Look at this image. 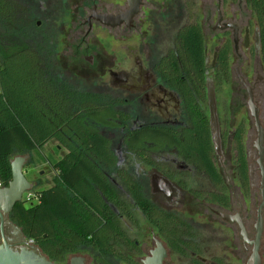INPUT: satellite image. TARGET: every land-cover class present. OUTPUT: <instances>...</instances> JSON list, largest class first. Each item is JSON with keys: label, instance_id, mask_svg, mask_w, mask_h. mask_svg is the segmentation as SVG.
I'll use <instances>...</instances> for the list:
<instances>
[{"label": "flooded vegetation", "instance_id": "af4514ba", "mask_svg": "<svg viewBox=\"0 0 264 264\" xmlns=\"http://www.w3.org/2000/svg\"><path fill=\"white\" fill-rule=\"evenodd\" d=\"M19 1L30 9L27 31H31L34 20L31 8L38 3L42 14L37 25L44 29L40 34L44 117L51 125L56 124L54 133L61 137H52L41 148L57 142V159L51 160L49 154L41 156L52 176L51 184L28 180L33 190H49L58 175L55 166L72 152L78 156L88 151L90 179L106 182L118 201L105 200L115 215L114 230L105 234V250L92 244L81 247L92 249V254L84 255L78 249L50 259L38 243L32 247H38L56 264H144L158 242L167 251L163 264H264V0H199L205 16L203 24L188 5L187 22L179 28L175 46L157 59L153 58L152 47L144 43L131 71L125 67L129 37L142 39L149 18H166L171 0L160 7L154 0H143L130 25L126 16L129 0ZM100 16L111 20L104 24ZM118 16H122L119 22L114 20ZM192 23L200 26L204 39L205 81L202 85L189 75L183 77L181 91L162 78L160 68L176 51L180 30ZM29 36L35 39L33 34ZM105 37L118 44L117 52L116 48L114 53L109 51ZM211 38L216 42L212 58L208 44ZM209 82L215 94L217 141L212 129ZM218 85L230 88V96L223 101L218 100ZM64 110V119L56 123L51 120V114L53 119H60L59 111ZM112 111L117 112L118 126L97 122V117L111 121ZM81 114L109 143H80ZM69 117L72 123L65 121ZM127 117L130 122L125 124L122 119ZM142 133H152L153 139L138 142L137 135ZM106 148L114 155L112 166ZM131 158L140 161L136 177L130 171ZM146 179L152 198L146 193ZM193 180L204 181L205 185L196 186ZM36 198L30 196L29 201L34 203ZM193 209L201 218L231 232L229 249H224L223 255L198 256L202 242L191 215ZM137 213L154 229L149 244L134 241L126 228V222L138 223ZM164 216L173 222L162 219ZM8 221L12 222L10 216ZM163 223L170 227L165 233ZM24 238L28 240L22 229L8 224L3 235L0 223V245L6 240L18 249ZM228 238L226 235L224 241ZM90 241L93 243V239ZM176 247L184 248V253ZM129 251L130 255L142 252L145 256L132 258L127 255ZM171 252L179 256L173 262L169 261Z\"/></svg>", "mask_w": 264, "mask_h": 264}, {"label": "trees", "instance_id": "16d2710c", "mask_svg": "<svg viewBox=\"0 0 264 264\" xmlns=\"http://www.w3.org/2000/svg\"><path fill=\"white\" fill-rule=\"evenodd\" d=\"M29 13L30 9L19 0H0V59L3 63L0 70V185L3 187L12 180L11 161L15 155L40 150L52 137L61 138L54 133L56 124L51 125L44 117L41 68L44 57L40 49L34 47L35 40L28 35ZM203 40L200 26L196 23L180 30L176 51L165 58L160 68L162 78L170 81L174 88L183 91V77L188 75L204 85ZM59 112H62L60 119H53L50 115L55 123L65 118V110ZM116 115L117 112L112 111L111 121L97 117V122L118 126ZM79 119L80 143H109L87 124L86 117L81 114ZM122 120L125 124L130 122L129 117ZM65 121L72 123L70 117ZM152 139V133L137 135L138 142H150ZM104 151L109 155L110 166L114 165L115 158L110 148ZM95 154L99 157L100 152ZM89 156L88 151L80 152L78 156L72 152L55 166L58 168L55 186L38 191L37 203L27 199L18 202L10 214L11 221L23 230L28 239H34L50 259H59L65 253L92 244L96 249L105 250L104 242L108 238L105 234L114 230L112 218L115 215L105 200L111 203L118 201L113 198V190L110 191L106 182L97 180L94 183L90 179ZM94 187L99 189L104 199ZM141 203L151 207L145 200ZM162 219L173 222L169 216ZM161 228L163 232L170 230L167 223H163ZM175 249L184 253V248Z\"/></svg>", "mask_w": 264, "mask_h": 264}, {"label": "rangeland", "instance_id": "374dc122", "mask_svg": "<svg viewBox=\"0 0 264 264\" xmlns=\"http://www.w3.org/2000/svg\"><path fill=\"white\" fill-rule=\"evenodd\" d=\"M157 2V6L160 7L164 1L166 0H154ZM154 2V3H155ZM192 6V10L196 13L197 20L203 24L205 23V16H203V11L200 6L199 0H171L170 2V13L166 18L155 17L154 19L146 20L144 28H143V35L142 39L137 37V35H131L128 40V52H127V58L125 60V67L128 71H131L134 69L135 64V58L138 56V49L140 50V47L142 45H145L144 43L149 44L152 47V55L153 58H159L162 54L167 52L168 50L172 49L175 46L176 42V35L179 30V28L184 25L187 22V6ZM33 12L32 17V25H31V31L28 29L29 34H33L35 37V43L33 44L34 47H38L41 51L42 49V38L40 36L41 32L44 30L42 26L37 25V21L40 20V17L42 14L40 13V8L38 7V3L36 7L31 8ZM28 34V35H29ZM105 41L104 43H107V47H109V51L114 53L113 49L116 48L115 44L118 46L117 43H114L107 37L103 39ZM209 47H210V53L209 57L212 58L214 49L216 48V42L213 40V38L209 39ZM212 49V50H211ZM118 51V47L116 48V52ZM54 54V53H53ZM120 56V55H119ZM118 56V57H119ZM122 57V56H120ZM144 59V57H142ZM59 62V61H58ZM54 63V61H53ZM2 60L0 59V69L2 68ZM230 88L225 87H218L216 88L217 96L219 101H223L226 97L230 96ZM220 103V102H219ZM56 141L53 140L49 142L43 149L39 151H34L32 153H25L23 155H15V157H27V165L25 164L24 173L26 178L30 180H34L36 182H42L45 185L51 184L52 176L48 175V169L46 168V165L42 162L41 156L49 154V158L51 160H55L58 157H56ZM52 154H54L52 157H50ZM14 157V158H15ZM13 158V159H14ZM139 159H130V171L133 175V177H136L138 174V167L137 163H139ZM150 168H146L148 171ZM148 174V173H147ZM148 178V175H147ZM192 183L197 184L196 186H203L205 185L204 181H198L197 183L195 180L192 181ZM145 188L146 193L149 198H152L151 189H150V183L149 180H145ZM36 190H31L27 192L23 196V200L27 199L28 195L35 196L37 195ZM34 203H37V198L33 200ZM31 203V202H30ZM191 215L193 217V221L195 224V227L197 226L199 232H200V240L202 242L201 244V253L198 254L200 257L204 258H211L212 255H223L225 251H227L229 248V241L231 240V232L228 231L227 228H222V226H218L217 223H214L213 221H207L206 219H203L200 217L199 214L193 209L191 212ZM136 218L138 220V223L136 225L131 224L130 222L127 223V230L129 235L132 239L138 240L141 243H147L149 244L148 239L151 237L152 233L154 232V229L152 226H150L143 217L137 213ZM220 227V228H218ZM218 228V230L216 229ZM228 235L229 238L228 241H224L225 236ZM225 249V251H224ZM80 252L82 254H92V249L87 248H80ZM127 255L132 256V258H135V256L139 257L140 255L145 256L141 252V254L138 255H130V251L127 252ZM178 255L175 253H170V262L175 261L178 259Z\"/></svg>", "mask_w": 264, "mask_h": 264}, {"label": "water", "instance_id": "95a60500", "mask_svg": "<svg viewBox=\"0 0 264 264\" xmlns=\"http://www.w3.org/2000/svg\"><path fill=\"white\" fill-rule=\"evenodd\" d=\"M143 0H129V8L126 12L129 25L131 24L133 17L138 14L140 6ZM123 16V14H122ZM122 16L114 18L117 22ZM100 20L107 24L111 17L100 16ZM209 103L212 113V129L214 139L217 141L218 130L216 126L215 117V94L214 88L211 83H208ZM215 141V142H216ZM27 157H15L11 161L12 167V180L9 185L3 187L0 185V223L1 233L4 235L5 225H12L18 231L21 229L9 222V216L13 211L15 205L23 200L24 194L33 189V185L26 178L24 173V166L26 164ZM11 242L13 240H10ZM259 238L257 241L256 249L258 248ZM20 247L15 249L12 244H9L6 240L3 245H0V264H56L51 262L45 255L41 253L38 247H30L27 245V240L24 238L20 242ZM158 248L152 252V256L147 258L144 264H163V260L167 258V251L163 247L162 243H157ZM258 250H256V255Z\"/></svg>", "mask_w": 264, "mask_h": 264}, {"label": "built area", "instance_id": "2783aa9c", "mask_svg": "<svg viewBox=\"0 0 264 264\" xmlns=\"http://www.w3.org/2000/svg\"><path fill=\"white\" fill-rule=\"evenodd\" d=\"M27 199L30 200V195H28ZM27 245L30 246V247L34 246L35 245V240L34 239H28L27 240Z\"/></svg>", "mask_w": 264, "mask_h": 264}]
</instances>
